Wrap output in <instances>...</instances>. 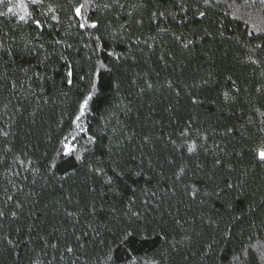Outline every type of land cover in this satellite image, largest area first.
<instances>
[{"label": "trees", "instance_id": "1", "mask_svg": "<svg viewBox=\"0 0 264 264\" xmlns=\"http://www.w3.org/2000/svg\"><path fill=\"white\" fill-rule=\"evenodd\" d=\"M45 3L60 5L61 23L39 38L0 17V264H264L260 249L242 253L264 245V166L253 155L264 143V40L244 23L264 17L260 0H184L186 13L175 0H119L92 14L99 30L79 29L69 0ZM98 61L111 71L97 78L84 118L96 144L80 164L56 150L74 129L78 76Z\"/></svg>", "mask_w": 264, "mask_h": 264}, {"label": "snow or ice", "instance_id": "2", "mask_svg": "<svg viewBox=\"0 0 264 264\" xmlns=\"http://www.w3.org/2000/svg\"><path fill=\"white\" fill-rule=\"evenodd\" d=\"M176 4L179 6L180 11L187 12V6L184 3V0H175ZM205 5H209L212 0H203ZM255 2V0H253ZM260 3L264 5V0H260ZM0 5H5L7 7V11H0V17H6L9 13H11L13 16H16L18 18V22L24 25H33L36 32L37 37H42L46 31V29H55V25L61 23L59 13L57 9L60 7V5H57L56 7H53L52 3H45V0H0ZM11 5V6H7ZM69 6L71 8V11L78 23V27L81 30L84 29H96L99 30V21L93 20L91 18L92 14L95 13L96 10H103V9H110L113 6H119L124 7V5L119 3V0H112V3H103L99 4L96 2V0H69ZM44 9V10H41ZM239 12V9L236 10ZM131 15V13H129ZM152 18L158 19L163 18L167 19L168 16H171L173 21H177V13L175 12H167L159 11V12H152ZM199 18H204L206 16V12L200 11L198 13ZM233 19H241L240 16H238L236 13H233ZM137 23H140V21H137ZM245 24L250 25V27L246 30V34L250 37L258 38L261 40H264V17H256L253 18L251 15H249V19L244 21ZM123 27V26H122ZM157 29L159 32L163 33L168 31L166 27H161L159 24H157ZM50 34V33H49ZM177 40L183 43V46L185 48L188 47V45L192 44V40L182 37H177ZM96 49H101L102 43H101V37L96 36ZM186 41V42H185ZM55 45H63L64 41L61 40H55ZM27 47V46H26ZM67 47H71V45H67ZM264 47L262 44H256L255 48L260 49ZM40 49L44 48L43 44L39 45ZM0 51H3V45L0 44ZM9 55H11V51L8 52ZM107 55L109 57H116L119 58L118 54L115 52V50L108 51ZM62 60H67V57L61 56ZM255 63L256 61H252ZM106 69L107 71H111V69L107 68V66L103 62L98 61V65L94 66L93 70H91L88 73L80 74L78 76V81L84 82V90L80 93L77 108L76 111L71 118V124L74 125L73 131L69 134L63 137V139L60 140L61 147L56 150L57 157H66L71 158L77 163L83 164L86 160L88 155H92V150L88 147V145H95L96 144V138L90 134L89 127L84 123V118L90 113V102L93 100V97L96 95L98 88H97V78L100 75V70ZM26 71V70H25ZM37 76H39V73H36ZM230 79V78H229ZM64 81L66 84L70 87H76V78L74 76V70L69 67V70L67 71L66 75L64 76ZM205 84L208 83V81H204ZM234 83V82H233ZM151 87V85H148ZM13 87H15V84H13ZM118 87V86H117ZM225 99H228V93H224ZM197 101L194 99L193 103H196ZM262 132H264V128L261 129ZM4 136H7V132H2ZM181 137H187V132H182ZM85 140V144H80L79 139ZM186 147L188 153H193L196 150V144L194 142L188 143L187 140H185V143L183 145ZM177 147H181V145H177ZM253 155L254 159L261 165L264 166V143H261L258 147L253 149ZM20 163L23 165L25 162L20 161ZM27 163L31 164V161H28ZM219 163V161H217ZM55 167V165H53ZM92 171H95L97 174H104V169L102 167H97L95 169H90ZM115 171V170H113ZM181 172H183V169H181ZM137 175H139L137 173ZM122 173H116V177H121ZM179 178V176L177 177ZM108 185H113L115 183L113 176H107L105 181ZM229 188L232 187L231 184L228 185ZM196 192H193V195H195ZM218 195V193H217ZM11 199V197H9ZM133 216L138 215L135 212L131 213ZM2 215V213H0ZM15 215V213H13ZM69 216L74 215L73 213L69 212ZM128 235H131V233H128ZM126 238V237H125ZM11 243V241H9ZM249 248L254 249H260V259L264 260V245L257 242L256 245H247L242 249V253L247 256ZM67 251L71 253L73 249L71 247L67 248ZM234 260H239V256H234Z\"/></svg>", "mask_w": 264, "mask_h": 264}]
</instances>
